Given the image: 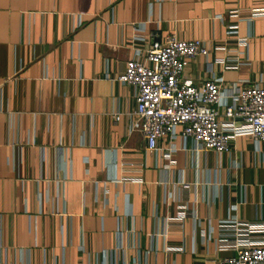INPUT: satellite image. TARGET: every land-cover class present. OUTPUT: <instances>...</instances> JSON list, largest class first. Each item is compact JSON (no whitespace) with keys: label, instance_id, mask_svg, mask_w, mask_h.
I'll use <instances>...</instances> for the list:
<instances>
[{"label":"crops","instance_id":"obj_1","mask_svg":"<svg viewBox=\"0 0 264 264\" xmlns=\"http://www.w3.org/2000/svg\"><path fill=\"white\" fill-rule=\"evenodd\" d=\"M261 7L0 0V264H216L233 253L220 224L264 221V140L237 134L227 151L201 150L176 126L148 150L134 88L116 74L151 39L173 34L208 48L189 60L185 82L264 86V15H250ZM226 52L238 65L209 71Z\"/></svg>","mask_w":264,"mask_h":264},{"label":"built area","instance_id":"obj_2","mask_svg":"<svg viewBox=\"0 0 264 264\" xmlns=\"http://www.w3.org/2000/svg\"><path fill=\"white\" fill-rule=\"evenodd\" d=\"M228 14L234 16L236 11L231 9ZM250 15H264V8L252 9ZM236 29L235 22L226 24L225 35H235ZM235 42L243 45L245 37L235 36ZM214 48L224 46L216 44ZM207 52V46L199 38L165 34L160 39H151L142 57L127 59L116 74V79L134 88L131 112L148 150L155 148L157 138L173 135L176 126H180L182 137H189L192 145L201 150L227 151L230 139L237 134H248L254 141L264 140V86L232 83L223 88L220 77L213 75L199 83L182 79L189 60ZM212 62L226 68L239 63L228 52L208 61L209 71ZM223 95L227 96L224 103ZM220 108L225 117L222 121L218 118ZM117 117L113 115L114 119ZM234 117L239 118L238 123L233 122ZM220 225L231 230L230 237L219 241L233 253L220 257L216 264H264V235L251 234L264 230V221L234 220Z\"/></svg>","mask_w":264,"mask_h":264}]
</instances>
